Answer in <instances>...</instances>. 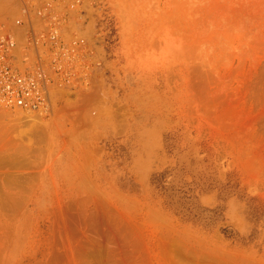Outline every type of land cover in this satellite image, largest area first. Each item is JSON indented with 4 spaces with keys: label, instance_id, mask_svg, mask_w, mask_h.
I'll use <instances>...</instances> for the list:
<instances>
[{
    "label": "rangeland",
    "instance_id": "374dc122",
    "mask_svg": "<svg viewBox=\"0 0 264 264\" xmlns=\"http://www.w3.org/2000/svg\"><path fill=\"white\" fill-rule=\"evenodd\" d=\"M48 2L84 56L37 120L0 106V264H264V0H0V23Z\"/></svg>",
    "mask_w": 264,
    "mask_h": 264
},
{
    "label": "built area",
    "instance_id": "2783aa9c",
    "mask_svg": "<svg viewBox=\"0 0 264 264\" xmlns=\"http://www.w3.org/2000/svg\"><path fill=\"white\" fill-rule=\"evenodd\" d=\"M35 17L26 6L16 19L17 24H26L20 39L0 23V106L12 110L47 108L51 90L70 81L84 56L83 37L65 41L68 15L58 4L48 2L36 10Z\"/></svg>",
    "mask_w": 264,
    "mask_h": 264
},
{
    "label": "bare ground",
    "instance_id": "6f19581e",
    "mask_svg": "<svg viewBox=\"0 0 264 264\" xmlns=\"http://www.w3.org/2000/svg\"><path fill=\"white\" fill-rule=\"evenodd\" d=\"M45 110L46 108H40L36 110H25V109L19 108L16 110L14 114L12 113L11 114L13 115L15 120L17 119L19 121L31 122V121L37 120L40 116H42L45 113Z\"/></svg>",
    "mask_w": 264,
    "mask_h": 264
}]
</instances>
